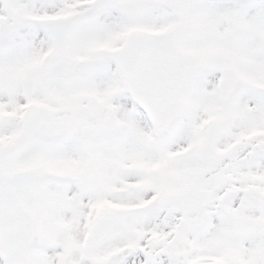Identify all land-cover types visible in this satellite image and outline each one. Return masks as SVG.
<instances>
[{
  "label": "snow or ice",
  "instance_id": "snow-or-ice-1",
  "mask_svg": "<svg viewBox=\"0 0 264 264\" xmlns=\"http://www.w3.org/2000/svg\"><path fill=\"white\" fill-rule=\"evenodd\" d=\"M0 264H264V0H0Z\"/></svg>",
  "mask_w": 264,
  "mask_h": 264
}]
</instances>
